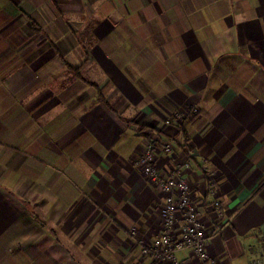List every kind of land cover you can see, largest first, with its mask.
Returning <instances> with one entry per match:
<instances>
[{
  "label": "crops",
  "instance_id": "1",
  "mask_svg": "<svg viewBox=\"0 0 264 264\" xmlns=\"http://www.w3.org/2000/svg\"><path fill=\"white\" fill-rule=\"evenodd\" d=\"M148 141L216 263L264 264V0H0V264H155Z\"/></svg>",
  "mask_w": 264,
  "mask_h": 264
},
{
  "label": "built area",
  "instance_id": "2",
  "mask_svg": "<svg viewBox=\"0 0 264 264\" xmlns=\"http://www.w3.org/2000/svg\"><path fill=\"white\" fill-rule=\"evenodd\" d=\"M183 114L182 111H176L171 118L178 122ZM169 120L165 119L164 122ZM151 139L158 140L155 136ZM171 148L170 141L161 142L162 151L168 153ZM131 163L142 177L156 187L162 202L161 232L155 238L148 239L137 230L129 231L128 237L136 253L148 257L155 264H182L177 253L186 250L194 258V264H217L206 249L207 223L199 216L189 195L188 182L183 172L186 162H176L170 173L163 177L156 167L153 145L148 141L131 159ZM210 194H214V189H210ZM210 207L212 212L217 210V199L211 201ZM261 258L262 253H257L251 258L250 264H260Z\"/></svg>",
  "mask_w": 264,
  "mask_h": 264
},
{
  "label": "rangeland",
  "instance_id": "3",
  "mask_svg": "<svg viewBox=\"0 0 264 264\" xmlns=\"http://www.w3.org/2000/svg\"><path fill=\"white\" fill-rule=\"evenodd\" d=\"M136 18H138L137 20L138 21H141V17L143 16L141 13H140V11H136V15H134ZM107 19V21H109L110 22V17L108 18H106ZM155 40L157 39V37H153ZM70 263L69 264H71V262L73 263V264H78L79 262H76L75 260H73V261H69ZM85 264H87V263H85Z\"/></svg>",
  "mask_w": 264,
  "mask_h": 264
},
{
  "label": "trees",
  "instance_id": "4",
  "mask_svg": "<svg viewBox=\"0 0 264 264\" xmlns=\"http://www.w3.org/2000/svg\"><path fill=\"white\" fill-rule=\"evenodd\" d=\"M121 100H122V99L119 98V99H117L116 102H117V103H118V102H121ZM139 129H141V127H140ZM139 129H138V130H139ZM149 129L151 130V131H150L151 133L153 132V133L155 134V137H157V138H158V136L160 137V135H159L160 133H159V131L157 130V128H155V127H149ZM146 136L148 137V136H149V133H147ZM153 140H154V139H153ZM155 140H156V139H155Z\"/></svg>",
  "mask_w": 264,
  "mask_h": 264
}]
</instances>
